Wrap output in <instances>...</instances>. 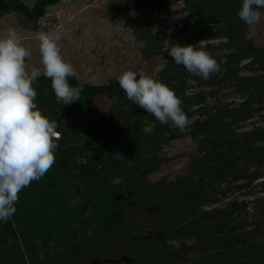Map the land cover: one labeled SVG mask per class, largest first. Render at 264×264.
I'll use <instances>...</instances> for the list:
<instances>
[{
    "label": "trees",
    "instance_id": "obj_1",
    "mask_svg": "<svg viewBox=\"0 0 264 264\" xmlns=\"http://www.w3.org/2000/svg\"><path fill=\"white\" fill-rule=\"evenodd\" d=\"M59 1L34 0L27 5L23 0H0V16L15 13L24 27L36 29L46 7ZM171 2L109 1L106 15L112 19L121 10H137L126 25L143 41L144 56L154 53L165 59L158 80L181 98L186 115L197 117L184 132L171 127V122L161 125L127 99L118 79L92 84L70 77L69 83L82 85L83 92L80 101L63 105L56 102L51 80L40 75L34 83L36 103L57 122L59 147L51 169L19 193L14 215L0 221V264H75L91 259V241L108 244L118 237L152 233L153 228L146 229L150 224H158L161 233L127 247L124 252H132L134 257L125 264H182L188 260L187 264H264V210L260 208L264 197L255 202L253 211L260 216L247 230L243 229L249 225L244 218L248 214L246 201L234 198L223 208H202L225 195L231 182L242 180L237 186L245 190L264 174V124L253 122L249 131L236 132L240 122L264 111V45H255L245 34L248 26L237 15L242 0H184L193 23L176 33L159 34L154 25L171 14ZM175 35L184 37L165 47L163 42ZM217 37L225 39L227 52L215 57L221 70L206 80L177 65L167 51L174 44L184 46ZM244 69L260 73L241 75ZM189 79L197 83L189 84ZM216 82H228L247 96L235 106L230 102L205 103L206 95L216 91L195 89L201 83ZM97 94L116 99L118 114L113 126L104 116L95 119L91 102ZM82 112L90 116L87 123L67 119ZM146 119L156 125L151 134L142 131ZM185 135L195 139L197 149L189 172L165 185L160 181L161 191L148 183L146 176L169 157L153 154L163 144ZM259 188L264 192V183ZM129 192V196L117 198ZM134 201L143 209L157 203L164 208L147 221L124 224L125 204ZM172 237L178 239V246L167 243ZM191 253L201 255L190 259Z\"/></svg>",
    "mask_w": 264,
    "mask_h": 264
},
{
    "label": "rangeland",
    "instance_id": "obj_2",
    "mask_svg": "<svg viewBox=\"0 0 264 264\" xmlns=\"http://www.w3.org/2000/svg\"><path fill=\"white\" fill-rule=\"evenodd\" d=\"M109 1L116 0H60L56 4L46 7L45 14L39 18L36 29L24 27L19 22V18L15 13H5L0 16V37L5 34L7 29H15L20 35L23 45L31 50L30 57L25 58L28 70L31 71L32 68L39 69L41 75L43 74V65L39 51L40 42L36 37V33L48 32L61 34V40L59 41L61 54L66 61L75 67L79 77L76 79L79 82L102 84L109 80L118 79L127 70L142 71L154 80L159 81V72L165 66V59L161 55L154 53L149 57L144 56L142 53L143 41L137 39L133 30L126 25V21L129 18L135 17L137 10L134 8L121 10L117 13L116 18L111 19L106 15V5ZM23 2L27 5H32L34 0H23ZM169 8L172 11L171 14L165 15L162 20L156 23L154 25V31H157L159 34L162 32L169 33L171 31L176 33L182 29H187L190 23H193V18L189 16L188 11L185 9L184 0H172ZM262 13H264V10ZM187 34L188 32L184 36ZM245 34L255 45H264V14H262L261 21L258 25L251 28L248 26L246 28ZM184 36L175 35L169 37L163 44L165 47H169L170 43L178 42ZM224 41L225 39L223 37H217L206 38L189 44L205 50L215 58L217 55L227 52ZM246 61L247 59L241 63H245ZM256 73H260V71H248L244 69L240 72L241 75ZM195 90H202L206 93L211 90L216 91L214 95H206L205 103L208 104L230 102L231 105L235 106L247 96L245 92L237 91L228 82H216L214 84L201 83ZM115 102V98H110L105 94L95 95L91 102L92 110L96 113L94 116L95 119L104 116L106 123L113 126L118 114ZM261 113L264 115V111L255 112L251 119L240 122L236 132L249 131L256 122H259V125H263L264 122L262 121L263 116L260 115ZM187 116L189 123L197 117L195 114ZM89 118V114L82 112L67 119L87 123ZM170 124L171 127H175L172 123ZM195 144V139L188 135L174 138L168 143L163 144L160 149L154 152L153 156L158 158L169 157V160L163 161L157 170L146 176L148 183L158 186L163 191L164 187L162 184L165 185L174 182L179 176L186 175L189 172L188 166L191 158L197 153ZM119 159L122 158L119 157ZM249 169H252V167ZM262 171L264 172V166L262 167ZM160 181H162L161 185L158 184ZM241 181L228 184L230 189L225 195H220L215 203H207L202 208H223L234 198L239 201H246L248 214L244 218L249 222V225L244 226L243 229L247 230L254 227V219H258L260 216L259 213H254L253 210L256 207L255 202H261L264 197V192L259 188L261 183H264V174L261 178L254 180L245 190H241L237 186ZM224 185L225 183L222 184V187ZM131 193H121L117 195V198L122 199ZM136 204V201L125 204L128 213L123 221L124 224L131 223L132 221H147L150 217L160 215L164 208V204L162 203H157V205L146 209L137 207ZM260 208L264 210V206L261 203ZM150 225L146 229L153 228L154 232L152 233L118 237L108 244L101 243L96 245L97 241H91V250L89 252L91 259L83 260L75 264L131 263L130 261L134 255L132 252L130 254L124 252L127 247H130L133 242L152 238L161 233L162 229L158 224ZM185 241L190 243L192 239H186ZM167 243L178 246L179 242L176 237H172L167 240ZM209 253L207 252L205 255ZM200 255L199 253H191L190 259L200 257ZM54 262L57 263V259ZM189 262L191 260L185 261L182 264Z\"/></svg>",
    "mask_w": 264,
    "mask_h": 264
},
{
    "label": "clouds",
    "instance_id": "obj_3",
    "mask_svg": "<svg viewBox=\"0 0 264 264\" xmlns=\"http://www.w3.org/2000/svg\"><path fill=\"white\" fill-rule=\"evenodd\" d=\"M264 0H242L238 17L250 28L258 25ZM155 34V33H154ZM43 75L51 80L56 102L70 105L80 101L83 86H72L70 77L79 78L75 67L64 59L60 33L37 32ZM177 65L188 73L209 79L220 72V65L205 50L174 44L167 49ZM31 50L23 45L13 28L0 37V221H7L16 212L19 193L40 180L54 165L60 139L58 124L42 113L36 103L34 83L39 69L28 70L25 58ZM195 85V79H189ZM127 99L155 117L161 125L171 122L184 132L189 118L183 111L182 100L175 91L144 72L124 71L118 78ZM156 125L144 121L142 131L151 134Z\"/></svg>",
    "mask_w": 264,
    "mask_h": 264
}]
</instances>
